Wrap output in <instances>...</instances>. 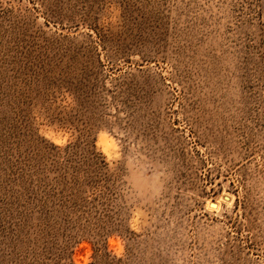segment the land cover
Here are the masks:
<instances>
[{
    "label": "rangeland",
    "instance_id": "rangeland-1",
    "mask_svg": "<svg viewBox=\"0 0 264 264\" xmlns=\"http://www.w3.org/2000/svg\"><path fill=\"white\" fill-rule=\"evenodd\" d=\"M0 264H264V0H0Z\"/></svg>",
    "mask_w": 264,
    "mask_h": 264
},
{
    "label": "bare ground",
    "instance_id": "bare-ground-1",
    "mask_svg": "<svg viewBox=\"0 0 264 264\" xmlns=\"http://www.w3.org/2000/svg\"><path fill=\"white\" fill-rule=\"evenodd\" d=\"M212 204H214V203H212ZM216 208V207H215Z\"/></svg>",
    "mask_w": 264,
    "mask_h": 264
}]
</instances>
